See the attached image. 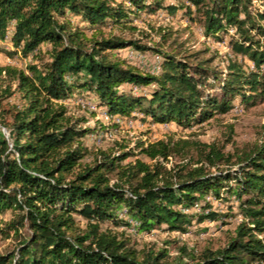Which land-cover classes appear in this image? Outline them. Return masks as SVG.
<instances>
[{"label": "trees", "instance_id": "obj_1", "mask_svg": "<svg viewBox=\"0 0 264 264\" xmlns=\"http://www.w3.org/2000/svg\"><path fill=\"white\" fill-rule=\"evenodd\" d=\"M189 1L186 12L201 15L204 35L223 39L233 29L234 54L253 68L235 58L221 71L213 56L188 53L181 44L165 50L122 35L98 36L109 26L135 32L144 13L175 14L178 6L165 0H0V43L12 47L3 52L35 58L25 68L0 62V234L15 240L0 264H264V141L236 161L202 144L200 163L175 172L161 159L187 141L140 139L134 147L124 141L82 163L93 152L90 135L107 129L84 126L86 119L69 112L65 101L75 95L125 122L139 112L141 120L184 128L230 112L236 101L264 100V0ZM163 32L165 41L169 31ZM129 46L160 53L161 72L122 57ZM135 85L150 87V94L134 92ZM15 93L23 103L5 105ZM208 195L234 200L242 219L216 249L182 247L174 257L167 246L138 249L118 230L186 232L193 223H224L213 210L182 211ZM124 209L127 218L120 216Z\"/></svg>", "mask_w": 264, "mask_h": 264}, {"label": "rangeland", "instance_id": "obj_2", "mask_svg": "<svg viewBox=\"0 0 264 264\" xmlns=\"http://www.w3.org/2000/svg\"><path fill=\"white\" fill-rule=\"evenodd\" d=\"M165 4L178 6V10L175 14H168L160 10L157 14L151 16V19L146 18L147 14L144 13L142 18H137L134 22L139 30L131 32L121 27L109 26L102 28V34L98 36L122 35L127 39H139L140 43L151 47L159 43L165 47V50L174 49L178 44H181V48L188 53L202 51V56H213V65L221 71H226L229 60L235 58L244 63L246 68L254 67L253 61L246 56H236L234 54L230 46V34L232 32L224 35L223 39L208 38L204 35L203 24L200 20L201 15L196 13L195 6L192 5V9L195 11L192 17L186 12L185 6L191 5L189 0H165ZM74 23L83 25L78 18H74ZM163 31H169L165 41L161 37ZM87 33L92 35L93 30L87 29ZM2 48L12 49V47L7 41L4 44L0 43V62L2 63L25 68L27 64L35 61L33 54L23 57L18 53L13 57H9L3 52ZM206 49H209V51L205 52ZM136 51H140L141 55L137 56ZM120 55L144 71L154 70V67L163 61L162 57L157 56L161 55L160 53L154 50H137L133 46L125 48L120 52ZM3 88L4 86H0V90ZM133 91L150 94L151 88L145 87L137 91L133 89ZM88 100L97 103L93 99ZM5 102V105L22 104L23 100L19 93H15ZM65 102L72 115L77 119L84 118L87 120V122L82 123L84 126L94 127L98 124L107 129L102 133L99 142L94 140L93 134L90 135L88 144L92 147L93 152L82 163H93L97 155L95 153L98 150L115 151L119 147V143L124 141L129 142L130 147H134L140 139L147 141L160 139L184 140L187 143L184 145L181 143L182 148L170 155L168 160L161 159L167 171L175 172L183 164L196 165L200 163V159L203 158L200 154V145L202 144L208 147L215 145L224 154L232 155V161H236L237 156L242 152L248 151L254 145L264 141V100L253 106H246V104L236 101L230 112L218 114L203 124H195L189 128H184L176 123L157 124L141 120L139 112H134L133 116L128 118L126 122L115 124V119L106 118L105 115L101 114V110L104 108L100 106H98V111H93L89 104H78L75 99H67ZM206 150H209V148ZM135 158L132 156L126 162ZM144 159L150 162L148 158ZM231 200L217 198L214 204L208 206L222 215L224 223L216 221L212 225L209 223L210 220L202 224L193 223L188 227L186 236H174L171 232L162 228L151 232H140L132 227L129 229L120 227L118 230L129 236L131 243L136 245L138 249L167 246L174 257L179 255L182 247L196 248L199 251L205 248L216 249L225 245L229 237L234 235L238 223L235 214L238 213L239 209L237 203ZM11 217V212L5 215L6 219ZM203 233H205L204 236H202ZM14 245L15 240L12 237H4L0 234V254L11 250Z\"/></svg>", "mask_w": 264, "mask_h": 264}, {"label": "built area", "instance_id": "obj_3", "mask_svg": "<svg viewBox=\"0 0 264 264\" xmlns=\"http://www.w3.org/2000/svg\"><path fill=\"white\" fill-rule=\"evenodd\" d=\"M231 32L233 33L234 30L231 29ZM137 52V56H140L141 53L140 51H136ZM159 56L160 58L162 57L161 55H157ZM163 58V57H162ZM161 69H162V62L158 63L155 67H154V70L152 71H149V72H153V73H156V74H159L161 72ZM133 89H135V91L137 90H141V88H139L138 86H133ZM69 99H75L76 102L78 104H89L90 105V108L91 110L93 111H98V104L97 103H93L91 101H89L88 99H92V98H87V97H84V96H79V95H75L73 96L72 98H69ZM94 100V99H93ZM101 114L102 115H105L106 118H110L112 119L113 117L108 113L107 110L105 109H102L101 110ZM99 115V114H98ZM115 119L117 122H125L123 119H121L120 117H116V118H113ZM6 136H8V133L6 132V130L3 128ZM93 138L94 140H97L98 142L101 140L102 138V134H93ZM100 158V156L98 157ZM217 198L214 197L213 195H208L205 197V200L200 202H196L193 206L191 207H184L182 208V211L185 212V213H208L210 210H212V208H209L208 206L207 207H204L205 204H214L216 202ZM120 216L123 217V218H127V214H126V209H124L122 212H120ZM241 217L238 216L237 217V222H241ZM132 222V220H131ZM216 221H211L210 220V224H215ZM134 224H137V223H134ZM174 236L178 235V236H186V234H188L187 232H183V231H172L171 232ZM205 233L202 234V236H204Z\"/></svg>", "mask_w": 264, "mask_h": 264}]
</instances>
